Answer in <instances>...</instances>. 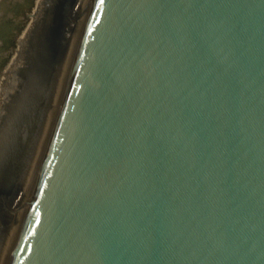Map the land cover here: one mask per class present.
Masks as SVG:
<instances>
[{
    "label": "water",
    "instance_id": "1",
    "mask_svg": "<svg viewBox=\"0 0 264 264\" xmlns=\"http://www.w3.org/2000/svg\"><path fill=\"white\" fill-rule=\"evenodd\" d=\"M11 264H264V0H94Z\"/></svg>",
    "mask_w": 264,
    "mask_h": 264
},
{
    "label": "bare ground",
    "instance_id": "2",
    "mask_svg": "<svg viewBox=\"0 0 264 264\" xmlns=\"http://www.w3.org/2000/svg\"><path fill=\"white\" fill-rule=\"evenodd\" d=\"M93 4L37 0L16 41L0 87V264L12 263Z\"/></svg>",
    "mask_w": 264,
    "mask_h": 264
},
{
    "label": "rangeland",
    "instance_id": "3",
    "mask_svg": "<svg viewBox=\"0 0 264 264\" xmlns=\"http://www.w3.org/2000/svg\"><path fill=\"white\" fill-rule=\"evenodd\" d=\"M37 0H0V87L10 77L17 39L30 22ZM7 72V74H6Z\"/></svg>",
    "mask_w": 264,
    "mask_h": 264
}]
</instances>
